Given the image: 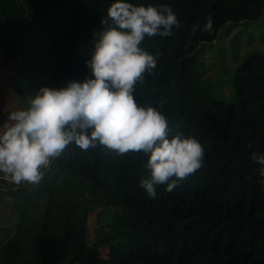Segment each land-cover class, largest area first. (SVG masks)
<instances>
[{
  "label": "trees",
  "instance_id": "obj_1",
  "mask_svg": "<svg viewBox=\"0 0 264 264\" xmlns=\"http://www.w3.org/2000/svg\"><path fill=\"white\" fill-rule=\"evenodd\" d=\"M112 2L0 0V46L7 34L4 55L14 58L30 37L21 31L39 23L46 49L56 56L53 87L82 81L92 75L86 61ZM128 2L168 4L180 22L170 36L145 38L142 47L156 66L137 84L135 97L165 115L170 136L178 132L202 144L203 166L171 192L158 185L152 199L139 183L148 175L145 154L69 145L52 164L54 178L10 188L17 218L3 255L9 264H264V166L251 159L253 152L264 155V43L235 65L232 101L203 85L195 56L225 23L258 19L264 0ZM208 18L210 33L202 30ZM4 116L0 109V125ZM79 180L86 186L75 184ZM91 204L113 208L118 231L104 237L105 256L101 245L86 240Z\"/></svg>",
  "mask_w": 264,
  "mask_h": 264
},
{
  "label": "clouds",
  "instance_id": "obj_2",
  "mask_svg": "<svg viewBox=\"0 0 264 264\" xmlns=\"http://www.w3.org/2000/svg\"><path fill=\"white\" fill-rule=\"evenodd\" d=\"M106 15L86 61L91 77L61 88L42 86L0 126V175L6 181L39 183L73 144L85 152L100 146L121 156L145 154L148 175L139 183L152 199L158 185L171 192L203 166L202 144L178 132L170 136L165 115L135 97L137 84L156 66V58L142 47L145 38L172 35L180 26L176 14L168 4L114 0ZM212 29L208 18L202 30ZM251 159L264 166V155L253 152Z\"/></svg>",
  "mask_w": 264,
  "mask_h": 264
},
{
  "label": "rangeland",
  "instance_id": "obj_3",
  "mask_svg": "<svg viewBox=\"0 0 264 264\" xmlns=\"http://www.w3.org/2000/svg\"><path fill=\"white\" fill-rule=\"evenodd\" d=\"M40 27L41 24L35 23L21 31V35L28 32L30 37L26 39L21 49L16 50L14 58H9L8 55L5 57L4 52H8L5 49L9 50L10 45L5 38L7 34L3 36L7 44H3L4 47L0 46V109L4 111L5 118L0 126L7 122L10 111L25 106L28 95L35 94L42 86L54 88L51 70L56 56L52 55L51 47L46 49V35L42 33ZM263 43L264 11L255 20L225 23L218 31L216 38L201 43L195 54L200 65L203 85L208 86L219 100H234L232 73L235 65L248 54L262 51ZM52 168L51 166L45 171L44 177L52 175ZM54 177L52 175V178ZM37 184L25 183L30 188H34ZM75 184L86 186L82 180ZM15 186L0 175V264H9L3 251L4 243L12 234L17 218L16 208L11 206L15 197L9 192L10 188ZM87 208L83 222L87 243L88 245L97 243L102 246L104 237L113 236L111 238L113 239L118 231L110 214L113 208L108 206L105 210H100V204H91ZM106 250L107 248L102 246L103 256L107 253Z\"/></svg>",
  "mask_w": 264,
  "mask_h": 264
}]
</instances>
